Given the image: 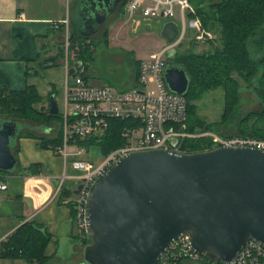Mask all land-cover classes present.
I'll list each match as a JSON object with an SVG mask.
<instances>
[{"label":"water","instance_id":"obj_1","mask_svg":"<svg viewBox=\"0 0 264 264\" xmlns=\"http://www.w3.org/2000/svg\"><path fill=\"white\" fill-rule=\"evenodd\" d=\"M99 2L90 15L86 7H79V0L74 5L72 23L86 37L96 34L121 0ZM86 26L89 30L83 31ZM160 35L172 45L180 27L168 21ZM175 54H169L164 80L170 91L186 97L191 78L170 61ZM81 66L75 62L70 76ZM49 102L50 114L57 115L55 97ZM23 130L41 133L46 128L0 119V171L16 170L14 147ZM86 231L91 242L80 264H157L183 235L190 237V246L200 259L229 264L248 241L264 245V151L217 147L187 153L183 142L177 151L131 152L92 185Z\"/></svg>","mask_w":264,"mask_h":264},{"label":"built area","instance_id":"obj_2","mask_svg":"<svg viewBox=\"0 0 264 264\" xmlns=\"http://www.w3.org/2000/svg\"><path fill=\"white\" fill-rule=\"evenodd\" d=\"M124 15L131 22L137 21L138 16L167 21L176 18L182 22V29L174 44L167 43L160 51L140 61L137 85L130 90L91 86L78 74L79 70H84L83 66L77 69L74 84L65 85L64 110L58 112L62 122V143L52 149L64 159L58 192L67 190L72 193L63 202L75 206L76 223L83 237L88 236L86 203L92 185L131 152L159 148L177 151L185 139L202 137H209L214 148L251 147L264 151V138L254 135L187 131L186 97L168 89L164 80L165 65L169 61V54L176 52L174 47L184 38L187 30L194 31L195 39L199 42L214 38L213 33L204 28L190 0H128ZM71 34L67 30L64 35L67 58ZM66 66L70 70L68 63ZM114 120L124 123L119 133L125 142L109 154H103L98 143L103 140ZM173 140L177 142L176 145H173ZM84 142L93 144L87 146ZM97 150L101 152L100 157L95 155ZM99 158L102 162L96 164ZM69 170L75 174H69ZM80 185L79 194H74ZM7 189V183L0 180V193ZM199 259L190 246V237L183 235L170 245L157 264H180L183 260ZM229 264H264V245L255 240L248 241Z\"/></svg>","mask_w":264,"mask_h":264},{"label":"crops","instance_id":"obj_3","mask_svg":"<svg viewBox=\"0 0 264 264\" xmlns=\"http://www.w3.org/2000/svg\"><path fill=\"white\" fill-rule=\"evenodd\" d=\"M75 2L0 0V87L21 91L34 86L48 109L52 96L57 105L64 101L70 76L66 64L71 69L77 60L72 61L69 56L64 60L48 53L54 44L64 41L67 30L76 31L72 23ZM174 22L181 30L182 22L179 19ZM51 131L47 126L44 132L34 133L51 138ZM227 132L232 134L233 130ZM16 147V170L0 174V180L8 185L0 193V264H28L22 258L4 257L2 249L4 242L27 222L36 223L50 235L48 259L60 257L61 262V255L67 249L70 257L64 262L76 264L83 257L87 240L80 235L75 206L64 203L63 199L69 197L58 192L64 159L52 148L43 147L39 138L19 137Z\"/></svg>","mask_w":264,"mask_h":264},{"label":"trees","instance_id":"obj_4","mask_svg":"<svg viewBox=\"0 0 264 264\" xmlns=\"http://www.w3.org/2000/svg\"><path fill=\"white\" fill-rule=\"evenodd\" d=\"M196 9V15L201 19L205 29L213 31L216 38L209 43V49L195 52L190 48L185 53L176 52L170 61L187 71L191 78L189 93L186 96L188 105V129L190 133L203 132L211 129L198 115L195 102L200 100L208 91L222 88L225 91V104L222 121L230 119L232 113L239 105V92L242 86L240 80L248 86H253V81L258 73L259 64H264V55L259 62L252 56L251 46L259 45V38L264 35V0H190ZM87 38L81 37L77 31L70 36L71 52H81L76 60L80 61L85 51H89ZM196 44V43H195ZM85 45V46H84ZM80 47V51L78 52ZM62 47V46H61ZM85 49V50H83ZM63 50V47H62ZM260 91L264 96V75L260 79ZM243 118L237 132L242 135H256L254 130L245 125L243 121L249 120L252 115ZM57 115L50 114L45 100L39 95L34 86H27L24 90H8L0 87V119L20 121L24 124L38 127L49 126ZM124 123L112 121L111 127L103 140L98 143L103 154H109L121 146L125 140L119 133ZM62 131L47 138L36 135L32 130L21 132L19 137H34L41 139L43 147H57L62 143ZM264 138V134L257 135ZM87 146L92 142H84ZM187 153H196L211 150L214 145L209 137L187 138L184 141ZM17 146V145H16ZM14 154L17 156V147ZM38 166V165H34ZM33 168V167H32ZM4 172L0 171V174ZM64 196L71 197L72 193L62 190ZM72 204V203H71ZM51 241L50 235L45 233L36 223L27 222L19 227L9 239L4 242L3 256L22 258L28 264H43L48 260L46 249ZM90 242H85V246ZM206 263L213 264L205 259Z\"/></svg>","mask_w":264,"mask_h":264},{"label":"rangeland","instance_id":"obj_5","mask_svg":"<svg viewBox=\"0 0 264 264\" xmlns=\"http://www.w3.org/2000/svg\"><path fill=\"white\" fill-rule=\"evenodd\" d=\"M193 6V5H192ZM194 7V6H193ZM195 9V7H194ZM196 11V9H195ZM139 20V21H138ZM149 20V21H146ZM176 20V18H175ZM138 22H131L126 19L124 15L119 16L116 12L112 14L99 32L87 38L86 43L89 51H85L81 57V64L84 70H79L78 74L85 78L91 86H109L118 90H130L134 88L137 83L135 78L139 71L140 60L148 58L150 54L160 51L167 43L161 37L160 32L163 25L166 23L165 19H145L139 17ZM70 33H72V30ZM208 30V29H206ZM210 31V30H209ZM214 38L197 41L195 33L192 30H187L184 38L178 42L174 49L178 53H185L190 48L195 52H202L209 49V43L216 38L213 31ZM259 45L252 44V56L256 62H259L264 55V35L259 38ZM64 42L54 44L49 51V56L60 58H67L66 50L64 49ZM196 43V44H195ZM63 50H62V47ZM181 45V47L179 46ZM85 46V45H84ZM78 52L80 51V47ZM85 50V49H83ZM79 54V55H78ZM81 52H71L72 61L80 56ZM51 58V57H49ZM264 75V64H259L258 73L254 78L253 86L261 89L260 79ZM76 75L67 78L70 85L75 82ZM242 88L239 92V105L232 113L230 119L226 122L222 121V113L225 104V91L222 88H217L208 91L200 100L195 102L197 107L196 115L200 117L207 125H211V129L203 132H215L220 135L227 134V130H233V133L240 127L241 120L252 114V117L243 121L242 126L251 127L257 135L264 134V96L260 91H257L253 86H248L244 81L240 80ZM59 112L64 110V101L58 102ZM61 119L54 118L51 122L52 135L55 136L61 126ZM45 130L46 126H38ZM37 127V128H38ZM232 133V134H233ZM90 154V153H89ZM97 157H100L101 152H95ZM102 159L99 158L96 164H100ZM69 174L75 172L69 170ZM87 242H91V238L86 237ZM68 250H64L61 262L55 257L48 259L43 264H74L71 262H64L69 258ZM83 262L82 259L76 264ZM180 264H210L199 259L198 261L183 260Z\"/></svg>","mask_w":264,"mask_h":264},{"label":"flooded vegetation","instance_id":"obj_6","mask_svg":"<svg viewBox=\"0 0 264 264\" xmlns=\"http://www.w3.org/2000/svg\"><path fill=\"white\" fill-rule=\"evenodd\" d=\"M77 1V0H76ZM80 1V3H79V7H86L87 8V12H86V14L87 15H90V14H92V11L93 10H97L98 8H99V5H100V3L101 2H99V0H79ZM128 0H121V2L118 4V6H117V8L115 9V11L112 13V14H114V13H118L119 14V16H122V15H124V7H125V4H126V2H127ZM76 3V2H75ZM82 11V10H81ZM112 14H110L108 17H110ZM125 16V15H124ZM108 17H107V19H108ZM78 19H80V17H78ZM106 19V20H107ZM106 22V21H105ZM104 22V23H105ZM104 23L101 25V26H99L98 27V30H97V32L96 33H98L99 32V30H100V28L104 25ZM74 27H75V29H76V31L78 32V34L81 36V37H83V38H88V37H86V36H84L80 31H79V29L74 25ZM82 30L83 31H88L89 30V27L88 26H86V27H82Z\"/></svg>","mask_w":264,"mask_h":264}]
</instances>
